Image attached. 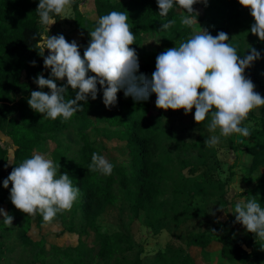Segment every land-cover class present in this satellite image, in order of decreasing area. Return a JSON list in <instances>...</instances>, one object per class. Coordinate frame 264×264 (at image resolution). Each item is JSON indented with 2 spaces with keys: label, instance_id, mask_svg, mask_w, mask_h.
Wrapping results in <instances>:
<instances>
[{
  "label": "trees",
  "instance_id": "trees-1",
  "mask_svg": "<svg viewBox=\"0 0 264 264\" xmlns=\"http://www.w3.org/2000/svg\"><path fill=\"white\" fill-rule=\"evenodd\" d=\"M38 2L0 0V208L14 217L12 227L6 226L3 217L0 218V264L9 262L5 239L13 235L22 243L15 264H142L138 256L132 259L129 255L131 224L141 216L149 227L162 221L179 227L200 219L192 201L195 197L204 199L209 196L208 187L215 184L216 171L207 167L206 162L197 164L180 160V170L187 169V174L180 172L176 180L172 179L164 148L184 150L188 146L173 132L163 131L158 120L148 118V99L134 101L130 96L125 97L123 90L117 93L116 105L106 108L102 102L103 90L97 85V98L92 100L89 97L86 104L78 102L83 110L69 120L46 119L43 114L34 112L27 103L30 93L49 91L38 88L34 80L38 74L50 78V69L44 68L43 57L35 49L44 30L36 11ZM88 4L89 9L83 13L76 2L72 0L71 3L75 13L74 29L82 37L76 42L82 57L90 39L88 32L94 30L101 16L111 11L128 14V23L135 36L130 47L135 49L138 57L137 76L144 74L150 78L159 55L146 49L145 36L156 35L161 46L169 49L195 35L199 26L212 36L223 31L229 37L227 43L234 47L245 38L255 40L260 58L245 69L244 75L254 83L255 91L264 97V41L251 34L254 20L238 0H207L206 6L195 4L197 23L191 27L181 24V16L185 14L182 9L174 7L166 17H161L156 0H90ZM55 19L58 21V16ZM173 19L176 21L174 25L161 28L162 24ZM47 54L46 50L44 55ZM64 83L66 79L57 81L58 86ZM74 98L75 91L69 88L66 99ZM257 109L264 111V106ZM255 110L241 125L247 123L250 131L249 136H240L251 143L245 149L250 157L249 173L264 170V115L257 116ZM194 111L188 114L194 115ZM94 120L107 128H97ZM68 129L76 130L77 149L59 143ZM91 131L99 139L122 146V156L108 160L113 165L111 175L88 170L92 154H104V146L91 137ZM49 141L56 143L50 159L59 165L58 174L66 173L73 180V186L79 188V196L71 210L58 213L46 223L39 213L26 215L15 209L9 199L11 184L5 189L2 182L14 166L39 153L38 149ZM230 179L227 178L224 185ZM196 188L198 190L194 192ZM253 197L264 207V175L242 202ZM168 198L172 200L169 206L166 203ZM112 208L118 211L122 231L109 233L99 219ZM54 223L61 227L55 237L75 236V246H58L48 243L44 237L36 240L31 237L33 230L40 231L45 225ZM90 234L96 243L92 248L84 247V237ZM212 245L218 248L221 264H264V241L246 232L240 223L235 222L233 213L228 221L216 222L211 230H201L182 246L171 247L167 259L170 264H196L195 253Z\"/></svg>",
  "mask_w": 264,
  "mask_h": 264
},
{
  "label": "clouds",
  "instance_id": "clouds-1",
  "mask_svg": "<svg viewBox=\"0 0 264 264\" xmlns=\"http://www.w3.org/2000/svg\"><path fill=\"white\" fill-rule=\"evenodd\" d=\"M72 0H39L36 11L43 32L35 45L43 57L45 69H50V78L38 74L34 83L42 90L32 91L27 100L29 107L43 118L69 120L83 107L89 97L97 98V85L103 90L106 108L115 106L117 93L134 101H146L155 94V106L161 110L183 109L187 115L193 109L196 124L211 117L208 129L219 131L204 141L209 147L217 146L222 138L234 134L250 135L249 128L241 126L251 111L264 106V97L255 91L254 83L245 77V69L260 58V53L249 48V54L239 55L237 48L227 43L229 37L223 31L212 36L201 29L178 47L160 53L155 60L151 77L137 76L138 57L134 44L135 36L125 12L111 11L99 18L97 26L89 34V43L80 54L75 41L68 42L62 34L49 35L56 23L55 16L66 14ZM159 15L166 17L174 7L184 10L181 24L191 27L197 23L193 6L207 5V0H156ZM249 10L254 23L250 32L264 41V0H238ZM169 20L161 25L168 29L175 24ZM47 50V56L44 55ZM35 66V61L32 62ZM91 73L92 75H89ZM66 79L61 86L57 81ZM69 88L75 91L74 99H66ZM88 170L104 176L112 174L113 165L104 156L93 153ZM13 164V161L11 159ZM59 165L43 154H34L14 166L3 188L11 184L9 199L15 209L26 215H42L43 221L51 222L58 213L71 210L79 196V188L72 179L58 174ZM223 178V177H222ZM242 191V189H240ZM235 222L246 232L264 241V207L255 197L247 202H238L234 210ZM0 216L6 226L12 227L14 217L0 208ZM154 254V253H153Z\"/></svg>",
  "mask_w": 264,
  "mask_h": 264
},
{
  "label": "rangeland",
  "instance_id": "rangeland-1",
  "mask_svg": "<svg viewBox=\"0 0 264 264\" xmlns=\"http://www.w3.org/2000/svg\"><path fill=\"white\" fill-rule=\"evenodd\" d=\"M78 4V9L85 13L89 9L90 0H73ZM199 12L200 10L197 9ZM90 15V13H88ZM75 16L72 5L67 10L66 14L58 16V21L50 27L49 35L62 34L67 36L71 41L79 42L82 37L75 31L73 18ZM91 16V15H90ZM90 18V17H88ZM200 27V26H199ZM197 28L195 34L200 31ZM203 29V28H201ZM233 38V37H232ZM235 39V38H233ZM145 47L151 52L160 54L167 50L161 46L159 38L156 35H148L144 37ZM237 51L240 55L249 54V48L255 49V40L253 38H245L243 42H238ZM46 51V50H45ZM155 95H150L147 103L149 106L148 118L151 121L158 120L160 128L163 131H171L181 142L188 147L184 150L177 148H164L165 156L167 157L168 168L172 171V179L176 180L180 172L187 174V169L180 170V160H190L193 163L202 164L206 162L207 167L214 169L213 186L208 187L209 196L207 198L195 197L192 201V207H195L200 214V219L188 222L179 227L171 224L168 221H162L154 227H149L146 224V219L140 217L134 221L129 229L130 233V258L138 256L142 264H170L167 257L170 256L169 249L171 247L182 246L189 238H195L201 230H211L216 222H226L232 215L231 208L233 204L242 202L243 198L254 187H256L264 175V171L249 173L250 157L245 152V149L251 143L241 139L240 135L234 134L227 138H222L221 142L215 147H209L204 143L212 135H219V131L213 133L208 129V120L196 124L192 114H184L183 109L180 110H161L155 106ZM257 116H263L262 109H256ZM93 120V119H92ZM97 128H107L106 125L93 121ZM248 126L247 123H243ZM109 129V128H108ZM111 130V129H110ZM91 137L104 146L103 156L107 160L113 158L119 159L122 154V146L114 141L107 142L99 139L94 131H91ZM3 140L7 141L2 137ZM59 143L69 144L73 149L79 147L76 137V130L68 129L59 139ZM56 143L47 142L38 149L39 154L50 158ZM12 152L9 150L10 161ZM37 154V153H36ZM223 177V178H222ZM231 177L228 183H225L227 178ZM242 189V191L240 190ZM198 188L194 192H197ZM193 192V193H194ZM172 200L168 198L167 206ZM2 216H0L1 218ZM99 223L105 227L109 233L122 231V226L119 220V214L116 208L108 210V212L99 219ZM61 230L60 224H48L42 227L40 231L33 230L31 237L36 240L44 237L50 244L58 246H75V236L55 237V233ZM5 248L8 251L7 264H15V260L22 249L21 241L13 236L5 239ZM95 237L90 234L84 237L83 246L91 248L95 245ZM87 248V249H88ZM218 248L212 245L210 248L197 251L194 255L196 264H221ZM154 253V254H153ZM6 264V263H5Z\"/></svg>",
  "mask_w": 264,
  "mask_h": 264
},
{
  "label": "crops",
  "instance_id": "crops-1",
  "mask_svg": "<svg viewBox=\"0 0 264 264\" xmlns=\"http://www.w3.org/2000/svg\"><path fill=\"white\" fill-rule=\"evenodd\" d=\"M261 171H264V170H261Z\"/></svg>",
  "mask_w": 264,
  "mask_h": 264
}]
</instances>
